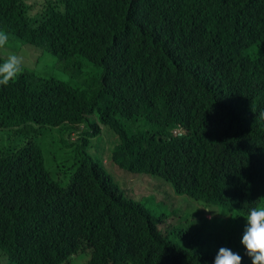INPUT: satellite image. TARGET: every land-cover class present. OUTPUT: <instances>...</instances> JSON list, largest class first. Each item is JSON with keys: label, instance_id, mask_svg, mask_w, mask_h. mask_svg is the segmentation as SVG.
<instances>
[{"label": "trees", "instance_id": "obj_1", "mask_svg": "<svg viewBox=\"0 0 264 264\" xmlns=\"http://www.w3.org/2000/svg\"><path fill=\"white\" fill-rule=\"evenodd\" d=\"M27 1L0 0L9 41L101 72L77 88L25 69L0 86L6 264L79 253L90 264H213L221 247L252 264L241 239L243 216L264 204V0H43L35 12ZM106 143L122 174L191 198L199 219L186 225L153 192L128 194Z\"/></svg>", "mask_w": 264, "mask_h": 264}, {"label": "rangeland", "instance_id": "obj_2", "mask_svg": "<svg viewBox=\"0 0 264 264\" xmlns=\"http://www.w3.org/2000/svg\"><path fill=\"white\" fill-rule=\"evenodd\" d=\"M42 1L43 0H28L27 2L32 7V12H35L39 9ZM8 53H17L22 55L25 59L26 70L40 76H53L61 81L68 82L77 88H82L85 81H93L95 84L100 81L101 71L99 72V68L90 62H84L83 59L77 56H68L66 57L67 60H61L60 64H57L55 62V56H52L48 52H42L40 49H36L32 45L23 44L16 40H10L7 48L5 50H0V55L2 54V57ZM67 62L69 67H67ZM96 88H98L97 85L94 86V89ZM103 134H107L105 128H103ZM42 145L46 157V164H49V168L53 171L51 177L59 183H64L68 175L60 174L61 172L58 171V166L56 167L55 157L50 159L51 147H55L54 143L49 146L47 137L42 136ZM104 145L106 146L105 150L102 151L104 162L109 169L118 174V177L125 180V184L123 185V181L121 179H117L120 186L122 188L124 186V188L128 191V194L140 196L142 193L153 192L157 201H161L171 208L183 209L184 216L186 217V225L195 223L199 219V216L197 215V206L200 207V205H198L197 202L185 195L174 194L168 185L152 178H148L145 175L138 176L133 174H122V172H120L111 162V159L108 156L109 150L107 151V148L109 147V144L106 143ZM61 152L63 153V151ZM112 175L114 174L112 173ZM157 209L160 210L159 208ZM207 216H209V214ZM6 263H8L7 256L2 252V250H0V264ZM68 264L90 263L87 261L86 253H79L74 255Z\"/></svg>", "mask_w": 264, "mask_h": 264}, {"label": "clouds", "instance_id": "obj_3", "mask_svg": "<svg viewBox=\"0 0 264 264\" xmlns=\"http://www.w3.org/2000/svg\"><path fill=\"white\" fill-rule=\"evenodd\" d=\"M9 34L0 30V50L9 45ZM25 70V59L17 53H8L0 58V86L7 87ZM247 223L241 239L252 264H264V204L252 207L243 216ZM242 256L231 249L221 247L213 264H242Z\"/></svg>", "mask_w": 264, "mask_h": 264}]
</instances>
